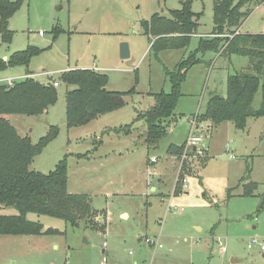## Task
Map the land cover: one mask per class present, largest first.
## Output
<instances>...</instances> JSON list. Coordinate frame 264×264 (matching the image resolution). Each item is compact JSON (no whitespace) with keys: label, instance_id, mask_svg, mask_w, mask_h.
Returning <instances> with one entry per match:
<instances>
[{"label":"rangeland","instance_id":"obj_1","mask_svg":"<svg viewBox=\"0 0 264 264\" xmlns=\"http://www.w3.org/2000/svg\"><path fill=\"white\" fill-rule=\"evenodd\" d=\"M179 8V0H27L9 20L13 37L8 44L0 37V59L27 46L39 47L43 52L31 61L28 69L33 76H28L58 84V100L42 116L48 118L47 127L34 117H5L19 136L29 137L33 144L45 136L49 126L58 128L57 137L34 158L29 170L47 174L66 156L67 191L87 195L94 209H107L111 214L107 218L103 212L96 215L101 218L95 219L98 230L85 229L83 222L73 228L60 219L28 214L27 219L39 222L44 231L58 233L0 236V264H99L103 258L106 264H264L257 248H247L251 237L264 235V209L259 210L264 203V118H249L243 131L229 122L212 127L195 119L204 112L209 97L225 95L228 75L248 71L249 59L215 52L199 54L201 63L188 70L181 85L176 119L157 145H146L145 124L135 120L136 113L153 106V94L169 92L164 69L173 70L196 48L198 37H207L211 31L213 0H192V11L200 14L197 35L187 48L154 54L141 22L155 13L168 17L169 11ZM253 11L240 33L264 31V5ZM56 28L62 32L53 40ZM121 43L128 44L126 59L119 56ZM71 69H94L108 77L110 91L135 87V94L126 97V107L102 121L69 129L64 96L74 87L58 78ZM23 75L24 67L5 69L0 72V84L17 82ZM260 100L258 90L254 110L260 107ZM126 125L130 126L127 134L105 129ZM190 136L200 138L199 146L207 148L201 159L190 154L193 150L186 145ZM179 144L183 150L173 154L174 167L166 150ZM185 152L192 156L184 158ZM247 167L251 171L248 181L258 187L251 197L236 196L243 191L246 179L241 178L247 175ZM148 169L156 170L154 176ZM177 178L174 193L178 196H173ZM183 180L186 195L181 193ZM108 192L123 195L105 198ZM122 208L129 213L128 221L119 219ZM1 214L15 215L16 211L7 208ZM195 227L201 231L196 232ZM146 239L161 248L153 249Z\"/></svg>","mask_w":264,"mask_h":264},{"label":"trees","instance_id":"obj_2","mask_svg":"<svg viewBox=\"0 0 264 264\" xmlns=\"http://www.w3.org/2000/svg\"><path fill=\"white\" fill-rule=\"evenodd\" d=\"M25 1L0 0L2 42H11L13 33L8 28L9 20ZM179 5V9L169 11L168 17L155 13L148 21L141 22L154 54L187 48L192 37L197 35L200 14L192 11V0H179ZM261 5H264V0H213L210 33L207 37H198L196 48L176 63L173 70L164 69L170 84L169 92L153 94V106L136 115L135 120H142L146 127V145H157L166 134L168 124L175 121V109L182 96L181 85L188 70L201 63L198 55L206 52L247 57L250 65L248 71L228 75L225 95L209 97L204 112L196 115L195 119L200 123L209 122L212 127L229 122L235 130L243 131L249 118H264V33L238 32L252 11ZM52 31L53 40L62 32L58 28ZM42 52L39 47L27 46L6 60L0 59V72L15 67L25 69L23 79L12 85L0 84V236L35 237L58 233L52 229L44 231L39 222L27 219L28 214L60 219L73 228L83 222L85 229H97L95 218L98 211L92 207L90 198L67 191L66 156L47 174L29 170L34 158L57 137L58 128L49 126L48 133L33 144L29 137L19 136L5 118L8 115L39 118L56 104L58 93L52 83L39 82L28 76L32 74L28 69L31 61ZM58 79L74 87L64 96L65 125L69 129L87 125L100 116L123 108L126 97L135 94L134 87L125 92L107 90L108 77L91 69L64 71ZM258 90L261 91L260 107L254 110L252 103ZM111 131L127 134L130 126ZM181 150L183 144L171 145L167 153L178 155ZM248 170L249 167L246 173ZM244 189V195L251 196L256 184L250 183ZM7 208H12L16 214H1L2 209ZM262 209L264 203L260 205L259 210Z\"/></svg>","mask_w":264,"mask_h":264},{"label":"crops","instance_id":"obj_3","mask_svg":"<svg viewBox=\"0 0 264 264\" xmlns=\"http://www.w3.org/2000/svg\"><path fill=\"white\" fill-rule=\"evenodd\" d=\"M258 7H259V6H258ZM258 7H256V9H257ZM253 12H254V11H252V13H253ZM252 13H251V14H252ZM251 14H250V15H251ZM250 15L248 16V18L250 17ZM248 18H247L244 22H246V21L248 20ZM262 20H264V19L262 18ZM244 22H243V23H244ZM243 25H244V24L241 25L242 27L239 28L238 32H240V31L242 30ZM261 33H264V31L261 32ZM250 34H258V33H250ZM5 59H6V57H4L3 60H5ZM91 70H94V69H91ZM29 71H30V70H29ZM94 71H95V70H94ZM30 72L32 73V76H33V72H32V71H30ZM186 75H187V74H186ZM23 76H25V75H23ZM23 76L21 77V79L23 78ZM49 82L52 83L53 81H49ZM57 86H58V85H57ZM57 86H56V87H57ZM56 87H55V88H56ZM134 88H135V87H134ZM106 89L110 91V89H109L107 86H106ZM126 104H127V103H126ZM124 107H126V105H125ZM124 107H123V108H124ZM123 108H121V109H119V110H117V111H114V112H112V113H108V114H106V115L100 116V117H98L96 120H94V121H92V122H96V123H98L97 121H102L101 119H104L105 117H107L108 115H111V114H113V113H117L118 111L122 110ZM46 113H47L46 115H48L49 110H47ZM64 113H65V108H64ZM46 115H45V116H46ZM136 115H137V113L135 114V116H136ZM45 116H44V117H45ZM134 118H135V117H134ZM38 119L40 120L39 123L43 125V124H44V121H46L48 118L46 119V118H43V117L41 116V117H39ZM41 122H43V123H41ZM101 123H102V122H101ZM204 123H205V122H204ZM206 123L210 125L209 122H206ZM44 125H45V124H44ZM45 126L47 127V125H45ZM104 127H108V126H104ZM115 128H116V127H115ZM105 129L108 131V133H110V132H112L111 130L114 129V127H108V128H105ZM191 130H192V129H191V127H190V132H191ZM47 133H48V132H46V134H47ZM112 133H113V132H112ZM211 133H212V129L209 130V132H208V136H209L208 138L211 137ZM46 134H45V135H46ZM170 146H171V145H170ZM173 146H180V144H179V145H173ZM167 150H168V148H167ZM167 150H166V151H167ZM166 154H167V156H168V158H169L170 161H171V160L174 161L173 164H174V167H175V163H176V165H177V162H176L175 159L172 157V156L175 157V155H173V153H171V154L166 153ZM79 155H80V154H79ZM177 160H178V159H177ZM205 161H206V160H205ZM147 163L150 164V160H148ZM155 164H156V163H155ZM194 169H196V166H194ZM148 170H149V169H148ZM148 170H147V171H148ZM149 171H151V172L153 173L152 176H154L156 170L153 169V171H152V170H149ZM250 172H251L250 169L248 170L247 173H246V170H245V174H247V175H245L244 177L241 178L242 181H244V178L246 179V181L242 183V185H243V191H242V193H241L240 195L238 194V195H236V196L246 197V196L244 195V190H245L244 187H245L246 185L250 184V183L256 184V183L252 182L251 180L248 181V180H249V174H250ZM177 173H178V172H177ZM176 176H177V174H176ZM190 176H191V175H190ZM175 178H176V177H175ZM199 183L202 185V181H201V179H199ZM176 184H177V183L175 182V185H174V188H173V192H172V195H173V196H178V195H175V193H174V189H175V187H176ZM147 186H149L148 183H147ZM257 187H258V186H257V184H256V189H257ZM256 189H255V190H256ZM154 190H155V189H154L153 187H151L150 191L155 192ZM255 190H254V191H255ZM254 191H253V193H254ZM68 192H69V191H68ZM69 193H70V194H74V193H71V192H69ZM253 193H252V195H253ZM105 194H106V196H104L105 198H111V197H113V196H115V197H120V196L123 195V194H120V193H118V194H117V193H116V194L114 193V194H113V193H110V192L105 193ZM186 194H187L186 192H185L184 194L182 193V195H186ZM252 195H251V196H252ZM230 196L232 197V194H230ZM251 196H250V197H251ZM169 198H170V196L167 197V199H169ZM160 201L165 202V199L162 198V197H160ZM213 205H216V204L213 203ZM95 210L97 211V209H95ZM114 210H115V209H114ZM119 211H120V212H119V219H122L123 221H125V220L128 221V220H129V213L126 212L124 208L119 209ZM99 212H103L105 218H107V217L111 214V212H109L107 209H106V210H101V211L98 210V214H99ZM123 218H124V219H123ZM95 219H97V220H101V218H99V216H96ZM106 220H107V219H106ZM102 222H104V221H102ZM102 222H101V223H102ZM105 230H106V229H105ZM194 230H195L196 232H198V233L201 231V229H200L199 227H195ZM252 230H253V232H254V231L256 230V227H253ZM253 236H256V235H253ZM259 236H260V235H259ZM263 236H264V235H263ZM217 242H218V241H217ZM219 242H221V241H219ZM152 248L154 249V247H152ZM103 252H104V250H103ZM263 256H264V254H263ZM231 260H232V259H231ZM233 260H235V259H233ZM237 262H238V261H234V262H232V263H237Z\"/></svg>","mask_w":264,"mask_h":264},{"label":"built area","instance_id":"obj_4","mask_svg":"<svg viewBox=\"0 0 264 264\" xmlns=\"http://www.w3.org/2000/svg\"><path fill=\"white\" fill-rule=\"evenodd\" d=\"M238 33V32H236ZM42 33L39 32V35H41ZM6 85H12L14 82L13 80H7L6 82ZM52 85L54 87H56L58 84L56 81H53L52 82ZM201 143V139L198 138V137H195V136H190L187 141H186V145L187 146H190L189 148L191 150H193L192 152V155H194V157H197V159H201V157H203L205 155V153L207 152V148L204 147L203 145L199 146ZM184 147H185V144H184ZM201 147V148H200ZM197 148V149H196ZM187 148H185L186 150ZM190 155V156H192ZM187 157V152L184 153V158ZM189 157V156H188ZM152 162H155V160H152ZM183 170V168L180 170V172ZM179 183V180L178 178L176 179V183ZM181 187L183 188L181 190V193H183L182 191L186 189L187 187V183L185 180H183L181 182ZM146 244L148 243L149 245H151L152 247H158V248H161L160 245H158L154 240H150V239H146L145 240ZM218 247L220 248V253H224L225 249L224 247L222 246V244L220 242L217 243ZM247 248L248 249H252V248H257L262 254H264V236L263 237H251L249 240H248V243H247ZM106 259L103 258L99 264H106Z\"/></svg>","mask_w":264,"mask_h":264},{"label":"water","instance_id":"obj_5","mask_svg":"<svg viewBox=\"0 0 264 264\" xmlns=\"http://www.w3.org/2000/svg\"><path fill=\"white\" fill-rule=\"evenodd\" d=\"M129 55H130V53H129L128 44L127 43H121L120 47H119V56H120V58L121 59H126V58L129 57ZM37 122H40V120L38 119ZM41 123H43V122H41ZM44 124L48 126V123H45V121H44ZM234 261H236V260H233V259L231 260V262H234Z\"/></svg>","mask_w":264,"mask_h":264}]
</instances>
